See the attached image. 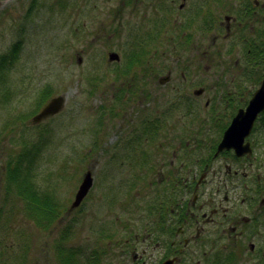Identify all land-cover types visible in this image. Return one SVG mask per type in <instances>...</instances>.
Listing matches in <instances>:
<instances>
[{"label": "rangeland", "instance_id": "374dc122", "mask_svg": "<svg viewBox=\"0 0 264 264\" xmlns=\"http://www.w3.org/2000/svg\"><path fill=\"white\" fill-rule=\"evenodd\" d=\"M119 1L0 0V67L5 66L0 75V126L4 125L5 159L14 162L18 154L19 184L24 189L12 193L13 199L5 202L6 211L1 212L0 251L8 252L7 246L19 254V247L26 244L30 250L34 246L33 257L41 259L38 264H61V255L79 264H88L93 256L98 258L94 264H131L133 257L124 259L120 253L122 241L130 238L138 255L149 247L146 264H157L158 251L147 238L143 215L157 202L153 199L158 192V172L148 171L153 184L128 190V175L119 162L128 151L129 140L140 134V120L182 117L205 121L213 117L214 106L215 123L221 124L233 112L232 107L226 109V99L234 95L235 103L241 97L248 100L255 89L252 73H240L244 68L242 46H226L221 57L204 62L176 58L173 45L175 52L172 46L157 45L149 56V64L156 69L146 78L149 99L141 98L140 89L134 102L129 94L121 96L119 90L128 88L126 81L131 79L118 75L121 81L115 80L116 73H122L120 68L127 71L133 44L142 42L148 28L142 24V8L132 10ZM127 21L133 24L113 28L114 23ZM14 48L17 59L12 62ZM112 51L120 54L121 61H109ZM146 61L130 73L149 69ZM169 71L172 80L161 85L159 77ZM243 74L247 81L242 80ZM199 85L206 91L201 97L193 96ZM175 86L180 91L173 90ZM48 87L52 97H66L65 107L58 115L33 123ZM213 129L219 130V125ZM209 133L215 139L217 132ZM256 134L257 139H264V124ZM160 143L149 142L148 151L153 154L149 162L155 168L160 165L155 163L154 152ZM114 154L119 158L113 159ZM88 171L94 184L83 203L68 213ZM130 174L135 176L133 171ZM32 195L39 202L47 197L50 218L43 223L29 216L34 213L27 204ZM36 206L41 207L38 202ZM53 212L56 215L51 218Z\"/></svg>", "mask_w": 264, "mask_h": 264}, {"label": "flooded vegetation", "instance_id": "af4514ba", "mask_svg": "<svg viewBox=\"0 0 264 264\" xmlns=\"http://www.w3.org/2000/svg\"><path fill=\"white\" fill-rule=\"evenodd\" d=\"M119 2L132 10L142 8L144 12L142 24L148 28V32H144L141 38V45L146 49V54L151 55L153 44L173 45L177 48L175 52L172 46L176 58L209 62L216 60L217 56L221 57L222 48L226 46H242L244 68L240 73H252L254 79L255 89L248 100L244 101L241 97L235 103L234 95L226 99V109L232 107L233 112L227 115L221 124L215 123L213 106V117L205 121L201 119L197 122L180 117L156 120L155 123L156 121L142 118L140 134L135 135L134 140L128 139V143L131 144L127 145L128 151L120 156L119 161L128 175L125 181V185H128L126 188L132 190L139 187L138 184L142 186L153 184L154 182L148 180V171L152 168V171L158 172V192L156 191L153 199L157 202L155 206L147 207L143 215L147 238H151L150 244L155 242L154 250L158 251L157 264H264V139L262 137L257 139L256 134L263 129L264 111L258 115L252 131L245 138V143L250 145L251 154L239 156L233 148L218 152L224 133L238 111L247 107L254 92L264 84V0ZM132 24L130 21L114 23L113 28ZM132 51L134 53L135 49ZM118 55L120 56L119 53ZM151 57L155 59V55ZM149 60L150 58L146 61L147 64ZM120 69L124 72V68ZM153 72L152 66H149V69L147 66L146 70L140 73H116L115 80L121 81L118 75L131 79L129 82L126 81L129 83L128 88L119 90L120 95L129 94L130 101L134 102L139 97L140 89L141 98L149 99L150 94L145 92L146 78ZM2 73H5L3 65L0 67V75ZM186 78L184 74L183 83ZM243 79L247 81V75L243 74ZM171 80L170 71L167 75L159 77L161 85ZM139 81L142 84H139ZM173 90L180 91V87L175 86ZM205 91L206 88L202 86L195 88L193 96L201 97ZM1 97L3 98L2 92L0 107L3 103ZM133 108L134 106L131 107ZM152 125L155 126L154 130ZM218 125L219 130L213 129ZM207 130L208 133H205ZM210 131L217 132L215 139ZM3 138L2 124L0 218L1 212L6 211V209L3 211L5 202L9 203L13 199L12 193L24 191L19 184L21 180L18 177L20 174L18 154L14 162L8 161L10 157L5 159L7 153ZM152 140L161 142L154 151L157 154L155 163L160 164L156 168L149 162L153 158L152 152L150 154L148 151L149 142ZM208 140L212 142L208 143ZM157 151L162 155L161 159ZM114 155L113 159L119 158ZM130 171H133L135 176H132ZM46 199L47 197L45 201ZM116 206L118 207V203ZM114 241L113 250L117 242L116 239ZM1 243L0 240V250L3 249ZM122 244L120 251L122 258L133 257L130 258L133 260L131 264L147 263L148 246L138 255L134 252L136 245L130 238L123 240ZM6 247L4 249L9 250L8 252L0 251V264L12 262L38 264L41 261L39 258L36 261L33 257L34 246L31 250L26 244L19 247L21 250L19 254L11 252V248ZM44 248L45 246L41 247V250ZM95 258L96 256H93V259Z\"/></svg>", "mask_w": 264, "mask_h": 264}, {"label": "water", "instance_id": "95a60500", "mask_svg": "<svg viewBox=\"0 0 264 264\" xmlns=\"http://www.w3.org/2000/svg\"><path fill=\"white\" fill-rule=\"evenodd\" d=\"M109 61H119L120 56L116 52H110ZM66 97L57 95L52 97L42 110L33 117V123L51 118L59 114L65 107ZM264 111V84L256 90L245 109H240L234 117L231 125L225 131L224 136L218 146V152L223 149L233 148L239 156L247 153L251 154L249 143H245V138L250 134L258 115ZM94 179L91 171H88L80 184L75 200L69 212L77 208L93 186Z\"/></svg>", "mask_w": 264, "mask_h": 264}, {"label": "trees", "instance_id": "16d2710c", "mask_svg": "<svg viewBox=\"0 0 264 264\" xmlns=\"http://www.w3.org/2000/svg\"><path fill=\"white\" fill-rule=\"evenodd\" d=\"M148 37H149V34H148ZM137 44H139V45L137 46ZM133 45L135 46V51H134V53H132L133 54L132 59L127 63L128 64L127 71H124L122 73H126V72L130 73L133 68L142 66L143 62L145 61V59L148 60V58L150 56V54H146V49L142 48L141 42L135 43ZM153 45H154V48H157V44H153ZM137 49H138V51L142 50L143 52H138ZM14 50H15V53L12 54V62H14L17 59V57H16L17 53L16 52H17L18 49L14 48ZM149 63H150V60H149ZM149 66H152V65L149 64ZM152 69L154 71L156 70L154 66H152ZM48 89H50V88L49 87L46 88L44 96H43V98H42V100L40 102V106H42V105L44 106L47 103V101L53 95L52 92H48ZM101 124H102V122H101ZM29 200H30V203H27L28 205H31V208L29 210L34 211V213H35V214L33 213V214L29 215V216L32 217L33 220H35V222L37 220L39 223H43L45 219L50 218L48 213H46L47 210H48V204H47L46 201L39 202L38 200H36L33 197V195L30 197ZM36 202H38L41 205V207H37L36 206ZM54 215H56V214L53 212V215L51 216V218H53ZM59 246L60 245L57 244V248H59ZM71 256H74V255L71 253ZM97 259L98 258L93 259V257H92L88 264H94ZM61 264H79V262L77 260H75V259L72 260L70 258V256L61 255Z\"/></svg>", "mask_w": 264, "mask_h": 264}]
</instances>
